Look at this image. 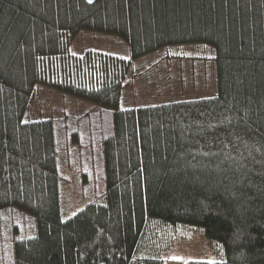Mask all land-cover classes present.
<instances>
[{"label":"trees","instance_id":"obj_1","mask_svg":"<svg viewBox=\"0 0 264 264\" xmlns=\"http://www.w3.org/2000/svg\"><path fill=\"white\" fill-rule=\"evenodd\" d=\"M0 264H264V0H0Z\"/></svg>","mask_w":264,"mask_h":264},{"label":"rangeland","instance_id":"obj_2","mask_svg":"<svg viewBox=\"0 0 264 264\" xmlns=\"http://www.w3.org/2000/svg\"><path fill=\"white\" fill-rule=\"evenodd\" d=\"M184 47H187L185 48V51H192L193 53L197 54V56H202L201 61L198 58L196 64L198 69L202 70V64L205 70L212 71L211 67H214L215 65L212 58L215 50L214 47L204 43H193L182 44L179 48ZM88 48L103 49L111 52L122 53L127 56L129 55L126 43L121 38L113 34L106 35L103 33L86 32L78 35L72 43V49L76 52H82ZM182 50L184 51V49ZM204 58L206 59L203 60ZM204 61H207L210 66L204 63ZM42 90V96L40 98L41 103H37L31 109H29L27 111L26 118H35L40 115L46 116V114H49V110L53 107H55V112L58 113V110L62 109L63 107H68L70 110L76 111L78 109L82 110L83 108H87L88 105L91 106L90 102L83 100L79 101L71 98L72 96H66L67 99L64 98L67 100L65 103L61 97L63 94L60 91L47 87H43ZM44 91H46L45 94L43 93ZM187 247L192 249H187ZM178 249L182 252L192 253L194 251L198 256L208 257L212 255L211 251L213 250L212 247L205 243V239L202 237L201 233H197L195 236L193 235L189 238H185L181 245L179 243Z\"/></svg>","mask_w":264,"mask_h":264},{"label":"crops","instance_id":"obj_3","mask_svg":"<svg viewBox=\"0 0 264 264\" xmlns=\"http://www.w3.org/2000/svg\"><path fill=\"white\" fill-rule=\"evenodd\" d=\"M139 63H140V64L143 63V62H142V59L139 60ZM158 64H159V61H158ZM172 68H173V71H175V70L178 71V70H179L178 61H175V63H174V65H173ZM142 82H143V81H142Z\"/></svg>","mask_w":264,"mask_h":264}]
</instances>
